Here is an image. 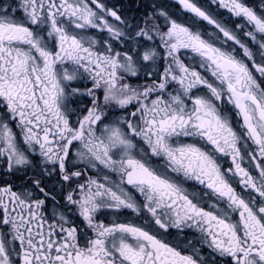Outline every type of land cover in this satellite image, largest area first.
<instances>
[{"label":"snow or ice","instance_id":"1","mask_svg":"<svg viewBox=\"0 0 264 264\" xmlns=\"http://www.w3.org/2000/svg\"><path fill=\"white\" fill-rule=\"evenodd\" d=\"M0 264H264V0H0Z\"/></svg>","mask_w":264,"mask_h":264}]
</instances>
